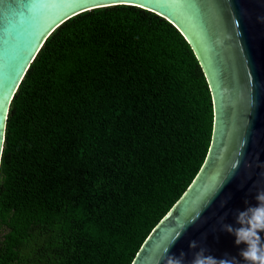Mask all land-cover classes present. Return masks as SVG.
<instances>
[{
	"label": "trees",
	"instance_id": "obj_1",
	"mask_svg": "<svg viewBox=\"0 0 264 264\" xmlns=\"http://www.w3.org/2000/svg\"><path fill=\"white\" fill-rule=\"evenodd\" d=\"M208 84L165 19L116 5L44 41L0 157V264H131L212 137Z\"/></svg>",
	"mask_w": 264,
	"mask_h": 264
},
{
	"label": "water",
	"instance_id": "obj_2",
	"mask_svg": "<svg viewBox=\"0 0 264 264\" xmlns=\"http://www.w3.org/2000/svg\"><path fill=\"white\" fill-rule=\"evenodd\" d=\"M142 4L182 35L204 74L213 104L211 143L197 175L143 242L131 264H164L200 247L221 262L244 245L235 225L245 201L264 191V0H0V157L11 100L46 38L94 5ZM140 8V7H138ZM264 235V234H262ZM241 264L244 262L241 260Z\"/></svg>",
	"mask_w": 264,
	"mask_h": 264
},
{
	"label": "clouds",
	"instance_id": "obj_3",
	"mask_svg": "<svg viewBox=\"0 0 264 264\" xmlns=\"http://www.w3.org/2000/svg\"><path fill=\"white\" fill-rule=\"evenodd\" d=\"M255 201V205L245 201V207L235 212V225L238 226L232 223L222 225L223 231L234 237L237 247L244 245L239 258L232 257L226 264H241V260L244 264H264V191H257ZM184 230L185 228L177 232L172 244ZM169 247L165 249L161 261L164 264H185V253H181L179 257L166 256ZM189 248L193 255L188 264H225L209 254L207 249L200 247L196 241H192Z\"/></svg>",
	"mask_w": 264,
	"mask_h": 264
},
{
	"label": "snow or ice",
	"instance_id": "obj_4",
	"mask_svg": "<svg viewBox=\"0 0 264 264\" xmlns=\"http://www.w3.org/2000/svg\"><path fill=\"white\" fill-rule=\"evenodd\" d=\"M94 6H95L96 9H99V10H108L109 8L114 7L116 5H113L111 3H104V4H96ZM127 6L143 8L144 5L134 3V4H128ZM84 11L88 12L89 11V7L84 8Z\"/></svg>",
	"mask_w": 264,
	"mask_h": 264
}]
</instances>
